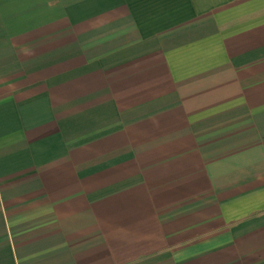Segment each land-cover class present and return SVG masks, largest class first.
I'll return each instance as SVG.
<instances>
[{
	"label": "crops",
	"instance_id": "obj_1",
	"mask_svg": "<svg viewBox=\"0 0 264 264\" xmlns=\"http://www.w3.org/2000/svg\"><path fill=\"white\" fill-rule=\"evenodd\" d=\"M0 264H264V0H0Z\"/></svg>",
	"mask_w": 264,
	"mask_h": 264
}]
</instances>
